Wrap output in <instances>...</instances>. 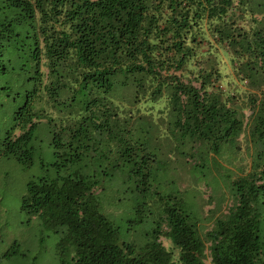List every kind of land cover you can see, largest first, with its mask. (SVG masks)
<instances>
[{
  "label": "trees",
  "instance_id": "obj_1",
  "mask_svg": "<svg viewBox=\"0 0 264 264\" xmlns=\"http://www.w3.org/2000/svg\"><path fill=\"white\" fill-rule=\"evenodd\" d=\"M2 98L20 102L4 151L30 163L44 120L55 164L71 167L29 180L22 196L62 229V264L67 249L69 264H207L206 248L212 264H257L264 0H0ZM243 134L252 159L235 173L218 157L237 153ZM179 164L196 189L229 182L233 202L203 234L190 196L160 186L179 182ZM101 177L137 197V222L144 204L157 213L141 245L120 240Z\"/></svg>",
  "mask_w": 264,
  "mask_h": 264
},
{
  "label": "rangeland",
  "instance_id": "obj_2",
  "mask_svg": "<svg viewBox=\"0 0 264 264\" xmlns=\"http://www.w3.org/2000/svg\"><path fill=\"white\" fill-rule=\"evenodd\" d=\"M0 101V264H62L59 245L62 229L49 225L38 214L28 213L22 207V196L26 193V184L29 180H37L41 176L54 177L57 171L65 173L71 167H58L55 164L58 157L54 154L52 130L44 120L38 124L31 141L34 153L30 163H24L16 156L5 152L4 137L14 125L13 112L20 102L9 98H2ZM239 144L240 149L237 153L229 152L218 157L224 166L235 173L247 171L252 159L250 144L247 143L244 134L240 135ZM242 167L244 170L240 169ZM186 168V164L178 165L177 170L179 172L181 170L182 174L179 182L163 183L160 186L163 192L171 191L177 196H190L191 208H187V211L191 216H199V231L203 234L212 227L216 217L226 212L233 202L228 192L229 182L225 177V179L217 177V187L212 180L205 182L201 178L195 181L199 187L196 189L186 180L193 181L195 178L190 171H186ZM198 168L201 171L208 170L207 167ZM212 172L216 175L214 169ZM99 188L101 191L98 197L103 204L102 209L111 213L110 218L118 226L120 240L135 243L137 246L145 242L157 221V213L152 206L143 205L142 220L137 222L136 196L129 191L118 189L119 186L114 180L107 177H101ZM256 207L261 242L257 264H264V195L258 197ZM158 239L165 245L170 244L164 234H160ZM68 250L65 252V264L71 261L67 255ZM205 252V262L212 264L208 248Z\"/></svg>",
  "mask_w": 264,
  "mask_h": 264
}]
</instances>
